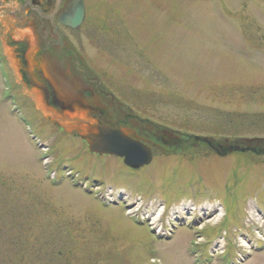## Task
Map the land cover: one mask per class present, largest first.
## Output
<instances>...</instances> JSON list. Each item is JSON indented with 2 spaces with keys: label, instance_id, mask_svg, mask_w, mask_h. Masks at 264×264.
I'll return each mask as SVG.
<instances>
[{
  "label": "rangeland",
  "instance_id": "374dc122",
  "mask_svg": "<svg viewBox=\"0 0 264 264\" xmlns=\"http://www.w3.org/2000/svg\"><path fill=\"white\" fill-rule=\"evenodd\" d=\"M84 1V23L63 33L84 59L71 61L79 77L86 69L139 113L205 141L264 136V0ZM40 28L38 55L49 34ZM3 66L18 103L0 73V264H264V170L247 156L217 155L206 142L202 153L193 137L184 154L135 172L58 132ZM226 234L224 253L209 256Z\"/></svg>",
  "mask_w": 264,
  "mask_h": 264
},
{
  "label": "flooded vegetation",
  "instance_id": "af4514ba",
  "mask_svg": "<svg viewBox=\"0 0 264 264\" xmlns=\"http://www.w3.org/2000/svg\"><path fill=\"white\" fill-rule=\"evenodd\" d=\"M16 1H22L23 7L15 9L13 5H7V0H0L1 13L19 21L12 30L19 29L22 25L24 28L31 24L34 26L35 35L39 27H41V36L48 31V43L44 44V41L41 43V50H43L41 53L43 54H49L57 43L61 45L60 39H63V28L56 23V17L64 0H42V2H37L36 0ZM37 13L40 14L41 17H38ZM33 20L36 21L34 22ZM15 43L16 41L10 35L8 44H12L11 47L18 45L16 48L12 47V54L16 62H18V71L21 83L24 84L28 90H31L34 87L43 91L45 90L47 94L46 98L49 104L58 109V102L53 96V92L45 89L46 83H39L42 76L39 66L44 63V58L41 56L42 54H36L35 59L37 65L31 68V62L27 61L24 57L27 49V41ZM88 83L91 82L88 81ZM97 88L101 89L99 85H97ZM100 89H97L98 91L96 93L89 90L91 93L86 95L85 102L82 103L84 107L88 109L93 116H95L98 122L118 129H123L128 134L136 135L142 141L147 140L152 142V145H145L150 148L153 154L159 150L153 146L162 147V143H167L169 141L167 136L155 127L156 125L154 126L151 123H142V121L135 118L133 114L123 109L121 104L116 102L113 97L109 96ZM168 150L169 148L164 146L163 151L166 152ZM257 152L264 153V147H258Z\"/></svg>",
  "mask_w": 264,
  "mask_h": 264
},
{
  "label": "water",
  "instance_id": "95a60500",
  "mask_svg": "<svg viewBox=\"0 0 264 264\" xmlns=\"http://www.w3.org/2000/svg\"><path fill=\"white\" fill-rule=\"evenodd\" d=\"M69 9V14L61 20V23L72 28L77 27L84 16L82 1L70 0ZM42 111L49 119H57L44 105H42ZM59 120L58 123L65 122ZM80 133L87 141L90 152L123 157L124 163L129 167H139L150 162L147 150L129 142L117 131L109 130L104 126H84Z\"/></svg>",
  "mask_w": 264,
  "mask_h": 264
},
{
  "label": "bare ground",
  "instance_id": "6f19581e",
  "mask_svg": "<svg viewBox=\"0 0 264 264\" xmlns=\"http://www.w3.org/2000/svg\"><path fill=\"white\" fill-rule=\"evenodd\" d=\"M5 32L8 33V30H5ZM10 60H11V58H10ZM10 63H11V65L13 66V68H15V64H14V62L10 61ZM15 71H16V70H15ZM180 212H181V211H180ZM180 212H179V213H180ZM159 216H160V214H157L154 218L156 219V218H158ZM154 218H153V220H155ZM208 221H209V220H208ZM153 222H154V221H153Z\"/></svg>",
  "mask_w": 264,
  "mask_h": 264
}]
</instances>
